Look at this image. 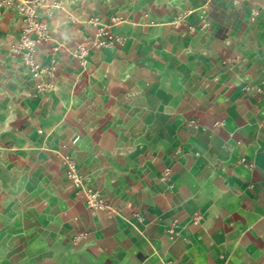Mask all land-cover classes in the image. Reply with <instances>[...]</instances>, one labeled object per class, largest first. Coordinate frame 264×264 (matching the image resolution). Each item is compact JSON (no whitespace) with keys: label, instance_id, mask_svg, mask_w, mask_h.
Wrapping results in <instances>:
<instances>
[{"label":"crops","instance_id":"crops-1","mask_svg":"<svg viewBox=\"0 0 264 264\" xmlns=\"http://www.w3.org/2000/svg\"><path fill=\"white\" fill-rule=\"evenodd\" d=\"M61 2L39 12V62L59 45L42 94L9 55L22 18L0 10V264H264V0L119 22L125 42L83 66L91 7ZM64 153L102 209L60 197Z\"/></svg>","mask_w":264,"mask_h":264},{"label":"built area","instance_id":"built-area-1","mask_svg":"<svg viewBox=\"0 0 264 264\" xmlns=\"http://www.w3.org/2000/svg\"><path fill=\"white\" fill-rule=\"evenodd\" d=\"M61 0H0V10L14 9L21 16L23 28L20 35L9 49L10 57L19 62L25 69L29 79L34 84L36 94L47 93L55 90L57 77L56 53L59 45L52 46V54L45 64L37 59L39 46L52 44L53 39L49 33L46 22L41 21L39 12H44L51 16L55 12L62 10ZM257 13L251 12L252 20ZM93 33L89 40V45L77 44L70 52L72 58L76 59L80 65H84L89 49L105 50L116 45H122L126 38L112 33L111 25H103L98 21H90ZM193 28H191V31ZM244 90H248L247 87ZM264 91V86L257 89ZM62 164L65 168L66 177L73 189L76 199L82 200L86 206L92 210H100L104 203L99 194L91 189L84 181L74 161L68 156H62Z\"/></svg>","mask_w":264,"mask_h":264},{"label":"rangeland","instance_id":"rangeland-1","mask_svg":"<svg viewBox=\"0 0 264 264\" xmlns=\"http://www.w3.org/2000/svg\"><path fill=\"white\" fill-rule=\"evenodd\" d=\"M206 2L207 0H88L87 4L90 5L92 13L89 22L98 21L103 25H114L124 21L132 22L137 17H139V22L146 23L149 21L148 14L150 13L167 16L166 18L169 22L177 23L198 7L205 5ZM62 156L70 157L76 166H78L70 154L64 153ZM62 156L60 160L64 173L65 168L62 164ZM68 185L69 181L66 175L60 177L59 188L62 199L65 196V192H69ZM88 186L99 194L95 188L90 185ZM63 225L65 226L64 223H61V228ZM72 242L73 245L76 244L74 237L72 238Z\"/></svg>","mask_w":264,"mask_h":264}]
</instances>
